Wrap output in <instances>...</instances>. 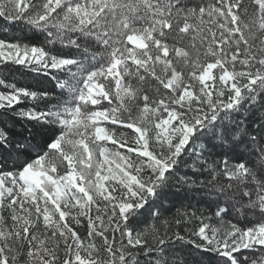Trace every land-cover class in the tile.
<instances>
[{"label":"trees","instance_id":"trees-1","mask_svg":"<svg viewBox=\"0 0 264 264\" xmlns=\"http://www.w3.org/2000/svg\"><path fill=\"white\" fill-rule=\"evenodd\" d=\"M260 1L65 0V7L50 9L48 0H0L1 45L45 52L41 63L0 53V96L18 98L0 104V174L17 176L42 159L57 165L59 176L76 173L67 198L45 203L71 235L61 237L48 264H84L74 259L77 242L90 250L89 264L251 263L243 260L247 253L223 244L232 230L264 226ZM132 33L145 36L147 46L132 45ZM210 66L212 81L203 85L199 76ZM100 71L108 74L95 77L104 101L118 114L109 124L122 136L107 143L119 152L115 175L100 173L93 157L90 167L82 164L89 141L77 149L66 143L69 118L87 126L88 113L102 104L80 99L88 76ZM173 72L193 90L192 99L183 101L181 88L169 87ZM117 78L130 84L135 100L118 96ZM144 103L173 110L174 155L142 123L135 127ZM110 192L129 195L133 208L106 207ZM8 205L5 199L0 222L12 217L18 201L9 211ZM211 228L209 241L204 234ZM2 244L0 264H43L28 260L25 247L14 258ZM255 251L264 259V250Z\"/></svg>","mask_w":264,"mask_h":264},{"label":"rangeland","instance_id":"rangeland-1","mask_svg":"<svg viewBox=\"0 0 264 264\" xmlns=\"http://www.w3.org/2000/svg\"><path fill=\"white\" fill-rule=\"evenodd\" d=\"M64 2L65 0H48V3L51 4L50 9H55L58 6L65 7ZM20 3H22V0ZM260 4V11L264 14V0H261ZM68 11L73 10L68 8ZM82 15H85L84 11H82ZM128 41L136 47L144 48L147 46L146 37L142 34L132 33L128 36ZM0 51L4 59L16 60L19 63L33 60L41 63L45 58L44 50L38 48L21 52L19 49H13L12 46L8 47L0 43ZM162 53H165V51ZM157 60L159 62L162 61L158 56ZM166 65L168 66V64ZM212 69L213 67L210 66L199 76L203 85L208 81H212ZM97 74L108 75L103 71L91 73L86 81V92L82 94L80 99L83 102L102 104L99 108H95L93 111L90 110L92 111L88 113L90 123L87 126L81 124L82 121L76 119V116L69 118V132L72 133L66 138V143L77 149L82 147L83 144L81 143L84 140L89 141L90 146H86L82 150V164L90 167L89 159L93 157L100 166V173L103 172L104 175L113 173L112 175H115L119 174L118 171H113L114 166L119 162V158L116 157L119 152H114L113 148L109 147L107 143H116L122 136L121 134L120 136L117 135V130L109 124V121H117L118 114L114 106L105 103L104 100H109V98L104 96L103 86L95 78ZM180 79L181 75L173 72L167 82L170 88L179 90L180 87L181 99L188 101L194 97V92L187 86H181ZM112 83L116 84L115 87L118 90L119 97L128 98L133 95L132 99H134L133 89L130 88V84L122 83L119 78ZM17 99L13 95L0 96V104L2 102L16 101ZM166 108L167 103L161 104V109L158 106L151 108L148 103L141 104L140 112L134 118L138 122L135 127L140 128L139 124L142 123V127L151 130L152 134L157 136L159 142L166 143L167 147L171 148V154L174 155L178 150L179 144L175 147L168 133L171 131L175 116L173 110ZM76 136L83 138V140H79ZM162 138L168 140L165 141ZM58 146V142L53 145V147ZM174 158L169 156L167 159L172 162ZM42 161L43 159L37 160L36 163L27 166L17 176L0 174V210L5 199H10L9 207L5 208L8 211L11 209L10 207H13L12 204L18 201V206L12 213V217L0 222V241L6 251L13 252L14 258H16V252L21 247H25L27 248L28 260L33 261V263L48 264L52 260V252L57 246H60L59 240L61 237L63 241H67L70 240L71 235L59 221L51 216L45 208V203L51 201L57 206L62 199L67 198L71 188L76 186V184L73 186L76 173L75 171H70L67 175L59 176L57 165L52 163L46 166ZM161 171L163 172V169ZM101 179L103 182L104 178L102 177ZM113 183L112 189L116 190V186ZM109 196L115 200L110 199ZM118 196L115 198L112 192L109 195L106 194L103 200L105 202L106 199V207L112 206L116 208V205H119L122 211H129L133 208L132 199L129 195ZM47 197L49 200H47ZM204 237L212 241L215 238L214 229L211 228L208 233L204 234ZM223 245V248L227 247L232 252L247 253L243 255V260L251 261L250 264H264V259H262L260 252L255 251L264 250V226L254 227L247 231L241 229L232 230L225 235V243ZM249 249H252V251H249ZM73 255L74 259L80 263L89 264L92 261L90 250L81 242L74 244Z\"/></svg>","mask_w":264,"mask_h":264}]
</instances>
